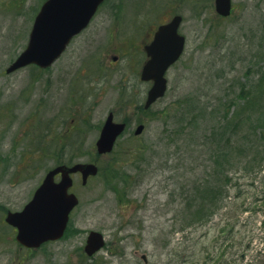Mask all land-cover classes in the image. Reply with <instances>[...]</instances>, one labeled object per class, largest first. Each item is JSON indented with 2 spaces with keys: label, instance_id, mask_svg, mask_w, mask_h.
Segmentation results:
<instances>
[{
  "label": "rangeland",
  "instance_id": "374dc122",
  "mask_svg": "<svg viewBox=\"0 0 264 264\" xmlns=\"http://www.w3.org/2000/svg\"><path fill=\"white\" fill-rule=\"evenodd\" d=\"M43 1L0 0V264H144L142 253L150 264H193L183 257L194 235L195 264H264V148L254 153L242 144L259 135L242 125L231 135L228 178L215 176L226 189L222 207L197 223L198 184L212 180L213 164L211 147L188 118L208 117L200 126L209 129L210 117L220 126L222 117L264 113V0H233L227 18L214 0H107L51 67L7 74ZM175 13L184 17L186 49L167 72L165 96L145 113L143 45ZM248 93L253 97L244 98ZM110 110L129 123L127 132L115 153L99 157L100 173L87 185L75 177L80 203L69 231L38 249L21 247L6 212L22 208L57 159L97 158L95 141ZM139 120L145 130L135 136ZM222 216L241 232L234 242L244 240L228 259ZM90 230L107 241L93 257L84 251Z\"/></svg>",
  "mask_w": 264,
  "mask_h": 264
},
{
  "label": "water",
  "instance_id": "95a60500",
  "mask_svg": "<svg viewBox=\"0 0 264 264\" xmlns=\"http://www.w3.org/2000/svg\"><path fill=\"white\" fill-rule=\"evenodd\" d=\"M104 0H46L37 13L26 48L8 67L12 72L22 66L35 63L47 67L64 52L71 39L81 32L91 21L99 5ZM216 11L227 16L232 10V0H215ZM181 15L161 25L154 40L145 46L148 60L143 66V80L153 81L148 91L145 108L162 97L167 89L165 76L168 68L181 56L185 37L178 32ZM125 122H115L112 114L107 117L96 141L99 153L110 152L118 136L125 130ZM144 125L140 124L135 133L140 134ZM93 162H77L73 165H58L47 173L36 190L32 200L20 211H9L6 221L18 227L17 239L28 247H38L43 242L57 240L65 232L72 209L79 203L74 192L73 173L81 172L86 184L90 175L98 173ZM61 179L55 181V176ZM105 245L104 235L92 230L88 235L85 251L92 255ZM146 263V255H143Z\"/></svg>",
  "mask_w": 264,
  "mask_h": 264
},
{
  "label": "trees",
  "instance_id": "16d2710c",
  "mask_svg": "<svg viewBox=\"0 0 264 264\" xmlns=\"http://www.w3.org/2000/svg\"><path fill=\"white\" fill-rule=\"evenodd\" d=\"M259 98L262 97V94H258ZM253 95L249 94L244 96V98H252ZM253 104V100H251ZM207 108H204V114L207 113ZM254 108V107H252ZM264 113L258 114L257 117H241L236 115L235 117H222L221 125L219 126V122H216L215 118L210 117L209 121H213L214 124L209 129H201V124L208 121V117H188L189 120L194 123L193 128L198 130V134H202L201 137L205 139L208 143V146L211 147L210 150V160L211 164H213L211 168L212 174L211 179H205L201 183L198 184V205L193 207L194 212L198 213V220L195 222H205L214 213H216L222 207V200L225 194L224 186L217 185L218 183L215 182V176H224V179L228 178V172L225 171V164L226 166L229 164V151L231 150V142L232 137L231 135L236 134V130L238 127L242 125L243 129L245 127L246 132L248 134L259 135L258 138H251V142L248 144L246 140L248 139L249 135L242 141V144L249 145L246 150L253 151L254 153H258L260 146L264 148ZM263 115V116H262ZM197 121V122H193ZM198 126V128H197ZM204 132V133H202ZM241 144V145H242ZM264 156V151L261 152ZM99 159V158H97ZM64 162L62 159H58V163ZM70 162V161H69ZM121 183V181L119 180ZM217 183V184H216ZM220 186V187H218ZM116 192H120L119 187H115ZM224 221L225 229L222 232L225 233V241L227 245L233 239L232 236L236 231V224L231 221V217H224L222 216L221 221ZM237 232V231H236ZM238 234L241 232L238 231ZM234 242L226 248V252L229 253L230 250L236 248H241L244 246V240ZM197 244H198V236L194 235L192 239V243L190 244L192 251H190L189 247L184 248V259L185 261H193L198 263V251H197ZM231 248V249H230ZM232 252V251H231ZM237 258H242L240 255ZM252 264V263H251ZM262 264V261H261Z\"/></svg>",
  "mask_w": 264,
  "mask_h": 264
},
{
  "label": "flooded vegetation",
  "instance_id": "af4514ba",
  "mask_svg": "<svg viewBox=\"0 0 264 264\" xmlns=\"http://www.w3.org/2000/svg\"><path fill=\"white\" fill-rule=\"evenodd\" d=\"M164 21H167V20H164ZM152 37H153V35H152ZM111 111L114 113V117H117V116L115 115L114 110H110L109 112H111ZM109 112H108V113H109Z\"/></svg>",
  "mask_w": 264,
  "mask_h": 264
}]
</instances>
